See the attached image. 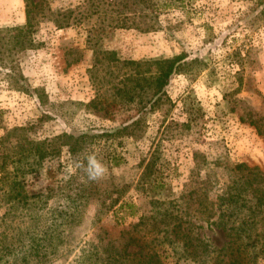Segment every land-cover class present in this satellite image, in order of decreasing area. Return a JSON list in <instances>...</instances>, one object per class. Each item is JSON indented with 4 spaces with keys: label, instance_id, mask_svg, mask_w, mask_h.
Wrapping results in <instances>:
<instances>
[{
    "label": "rangeland",
    "instance_id": "374dc122",
    "mask_svg": "<svg viewBox=\"0 0 264 264\" xmlns=\"http://www.w3.org/2000/svg\"><path fill=\"white\" fill-rule=\"evenodd\" d=\"M26 1L0 0V27L25 23ZM32 1L44 8H35L36 46L0 67V264L99 263L101 248L119 243L121 229L156 199L178 200L186 187H205L203 193L217 202L226 165L245 163L264 172V0H185V6L163 11L161 27L150 32L117 27L104 0ZM113 51L118 59L108 61ZM182 53L206 67L171 77L164 103L143 114L139 138L97 137L80 158L64 147L58 160L46 161L38 172H26L25 159L14 169L27 140L63 131L99 133L131 121L136 109L115 112L107 106L117 90L113 85L129 69L123 59L145 61L150 70L153 60ZM39 92L47 95V109ZM153 151L160 154L154 183L162 187L147 184L145 192L138 181ZM93 152L107 172L94 182L100 194L69 233V226H59V215L70 202L66 195L78 192L87 178L77 162L86 165ZM5 155L12 175L3 179ZM119 195L120 203L111 206ZM192 219L211 250L227 245L217 214ZM56 231L69 233L71 242L33 257L32 236L41 241ZM165 251L162 264H196L177 260L171 247Z\"/></svg>",
    "mask_w": 264,
    "mask_h": 264
},
{
    "label": "trees",
    "instance_id": "16d2710c",
    "mask_svg": "<svg viewBox=\"0 0 264 264\" xmlns=\"http://www.w3.org/2000/svg\"><path fill=\"white\" fill-rule=\"evenodd\" d=\"M104 2L112 6L110 19L116 22L117 27L136 28L145 32L161 27L160 15L163 11L185 6V0ZM40 6L37 2L27 0L26 22L0 27V67H7L16 53L36 46L34 35L36 23L39 22L38 9H44ZM35 8H38L37 11ZM57 23L61 28L66 26L59 21ZM186 58V53H182L172 58L155 59L149 63L150 70H146L145 61L123 59V68L129 69L125 70L120 80L113 85L117 90L107 106L115 112L136 109L137 113L131 121L118 127L105 128L99 133L90 130L63 131L38 141L27 140V148L14 161V169L17 170L19 162L25 159V171L38 172L46 161L58 160L64 147H67L72 158H80L97 137H119L121 140L125 137L139 138L143 114L157 109L164 103L167 96L166 87L171 77L176 73L192 74L206 67L200 58L192 61ZM115 59H118L115 52L109 53L108 61ZM38 97L41 105L47 109L50 103L47 95L39 92ZM5 156L7 160L1 163L3 179L12 175L8 167L9 156ZM159 156V153L153 151L146 159L138 181V185L145 192L150 191L145 185H150L153 190L162 187V184L154 183V175L159 170ZM122 162L123 159H120L116 161V165ZM200 169V163H196L193 174H199ZM224 177L225 189L218 195L217 202L209 197L208 191L203 193L202 189L205 187H186L178 200L156 199L151 209L142 213L136 222L121 229L119 243L110 241L101 248L105 255L99 254V263L92 264H162L164 252L170 247L177 260H193L196 264H258L260 258L264 259V172L257 166L237 163L226 165ZM15 178L16 176L13 180ZM94 182L87 177L79 186L78 192L66 195L70 202L59 215V226H69V233L80 222L84 207L100 194L101 187ZM13 183L17 184L16 181ZM117 203H120V195L112 200L111 206ZM216 214L218 224L227 232L229 241L224 248L213 251L196 234L192 217L210 220ZM57 233L56 231L50 237L47 233L41 241L32 236L33 243L31 245L30 242L29 245L32 256L38 258L43 254V250L48 254L49 247L57 251L60 245L71 242L69 233ZM20 234L21 231H17L13 236L17 238ZM14 243L13 240L12 244L8 245L9 250L13 248Z\"/></svg>",
    "mask_w": 264,
    "mask_h": 264
},
{
    "label": "clouds",
    "instance_id": "9594fccd",
    "mask_svg": "<svg viewBox=\"0 0 264 264\" xmlns=\"http://www.w3.org/2000/svg\"><path fill=\"white\" fill-rule=\"evenodd\" d=\"M87 163L86 165L82 162H77V167L82 168L89 180L96 181L104 177L107 172L105 165L97 158L95 152L87 155L85 157Z\"/></svg>",
    "mask_w": 264,
    "mask_h": 264
}]
</instances>
